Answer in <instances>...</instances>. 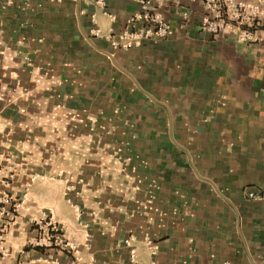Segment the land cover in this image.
Listing matches in <instances>:
<instances>
[{"label": "crops", "instance_id": "1", "mask_svg": "<svg viewBox=\"0 0 264 264\" xmlns=\"http://www.w3.org/2000/svg\"><path fill=\"white\" fill-rule=\"evenodd\" d=\"M101 1L0 0V264H264V30L151 0L171 33L124 48L144 6ZM45 213L77 248L30 245Z\"/></svg>", "mask_w": 264, "mask_h": 264}, {"label": "built area", "instance_id": "2", "mask_svg": "<svg viewBox=\"0 0 264 264\" xmlns=\"http://www.w3.org/2000/svg\"><path fill=\"white\" fill-rule=\"evenodd\" d=\"M144 6V12L134 14L130 18V28L116 38H110L114 46L128 48L140 45L152 37H166L171 33L170 23L153 12L151 0H139ZM179 2L180 0H174ZM102 4L105 2L102 0ZM205 14L202 17L201 28L213 34L231 30L243 41H255L259 30H264V1L243 2L239 0H203ZM250 197L256 193L250 191ZM27 202L26 193L0 195V242L6 239L7 230L16 221L19 211ZM38 228L39 235L29 241L34 247H68L74 249L78 244L64 237L60 225L50 215L43 214L39 218L30 219ZM2 251L7 250L2 247Z\"/></svg>", "mask_w": 264, "mask_h": 264}, {"label": "trees", "instance_id": "3", "mask_svg": "<svg viewBox=\"0 0 264 264\" xmlns=\"http://www.w3.org/2000/svg\"><path fill=\"white\" fill-rule=\"evenodd\" d=\"M39 247L42 248V249L44 248L43 246H39Z\"/></svg>", "mask_w": 264, "mask_h": 264}]
</instances>
